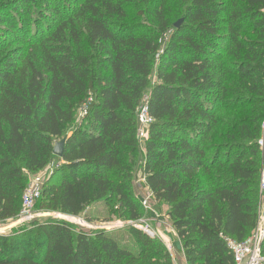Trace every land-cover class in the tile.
Instances as JSON below:
<instances>
[{"label": "trees", "instance_id": "16d2710c", "mask_svg": "<svg viewBox=\"0 0 264 264\" xmlns=\"http://www.w3.org/2000/svg\"><path fill=\"white\" fill-rule=\"evenodd\" d=\"M145 100L154 124L143 152ZM263 123L264 0H8L0 223L19 219L31 176L48 169L41 209H110L136 244L48 218L0 234V264H174L139 228V167L186 264H235L227 240L246 242L260 221Z\"/></svg>", "mask_w": 264, "mask_h": 264}, {"label": "rangeland", "instance_id": "374dc122", "mask_svg": "<svg viewBox=\"0 0 264 264\" xmlns=\"http://www.w3.org/2000/svg\"><path fill=\"white\" fill-rule=\"evenodd\" d=\"M7 1L8 0H0V5L4 4ZM36 8L37 6H33V10H35ZM15 17L22 20L26 19L27 15L25 14V9L23 8V10L16 12ZM7 40H10V37H8ZM18 41H20L19 44L26 42L24 40V37L22 36L18 38ZM48 174H49L48 169H46L40 173L32 175L30 178V182L31 180H35L38 178L42 179L44 182L45 179L48 177ZM141 178H142V169L139 167L136 170V174H135L134 191L136 196L139 198V200L143 202V198L147 195V193L143 191L142 188H140L142 185L141 183H139ZM39 204L35 208L34 219L29 220L28 223H31L33 221H43L48 218H56L59 220H65L73 224H76L90 233L96 231H106L108 233H113L117 236V239L119 240V243L121 245H128L132 247L135 246L136 244L135 240H133V238H131L128 232L126 231L128 223H125L120 219H118L117 217L113 216L112 211L110 209L100 208V206H95L94 208H89L82 215L78 217H73L59 212H51L48 211L47 209L43 210L39 207ZM148 205L150 206V210L146 209L148 214L143 219L142 226H140L139 228L144 230L145 232L151 231L155 233L157 235L156 237H158L162 241H164V239L166 240V242L173 241L174 237L172 238V236H174V230L171 226L170 221L168 220V218H166L167 208H164V206L162 205L155 204V202L152 199L151 201H148ZM151 209H153V211L155 210V213L158 215V217L155 214H153ZM16 222L19 221L0 223V233L10 234L13 231H17L18 229H20L21 225L18 223L16 224ZM81 223L83 225H81ZM158 232H160L159 234L160 236L158 235ZM181 255L182 258H184L183 256L184 253H181Z\"/></svg>", "mask_w": 264, "mask_h": 264}, {"label": "built area", "instance_id": "2783aa9c", "mask_svg": "<svg viewBox=\"0 0 264 264\" xmlns=\"http://www.w3.org/2000/svg\"><path fill=\"white\" fill-rule=\"evenodd\" d=\"M154 124V119L150 115L148 103L145 100L141 105L138 111V140L142 144V151H145L144 145L149 137V130L151 126ZM263 134L261 139L258 141V146L262 152V170L260 174V197H261V206H260V221L255 234L246 242L237 243L233 240H227V246L229 250L232 252L235 264H264V255L261 251V242L264 236V123H263ZM139 183L144 184L145 179L142 177ZM43 180L35 179L31 180L28 187L24 191L23 199H22V211L19 216V219L16 224H25L28 223L29 220L34 219V212L36 205L41 198V193L43 189ZM149 192V191H148ZM153 200V196L151 193H147V195L143 198L142 204L145 209L150 210V206L148 205V201ZM15 224V225H16ZM81 225H83L81 223ZM151 236H157L155 233L149 231ZM1 234V233H0ZM166 247L169 253L172 256L174 264H183L180 261L177 250L174 247L173 243L165 240Z\"/></svg>", "mask_w": 264, "mask_h": 264}, {"label": "crops", "instance_id": "0c3cea01", "mask_svg": "<svg viewBox=\"0 0 264 264\" xmlns=\"http://www.w3.org/2000/svg\"><path fill=\"white\" fill-rule=\"evenodd\" d=\"M140 188H142V190L145 191L146 193H149V192H148V189H147L146 187H144L143 184L141 185ZM155 204H156V203H155ZM157 205H158V204H157ZM164 208H165V207H164ZM151 211L153 212V214H155V215L158 217V215L155 213V210L153 211V209H151ZM166 211H167V209H166ZM166 218H168V217H167V213H166ZM168 220H169V218H168ZM159 234H160V232H158V235H159ZM159 236H160V235H159ZM173 237H174V238H173ZM172 238H173V241H171V242L173 243L174 247H175L176 250H177V255H178L180 261H182L183 264H186L185 257L182 258V255H181V253H183V251H182V246H181L180 241H179V239H178V237H177V234H176L175 232H174V236H172ZM163 239H164V238H163ZM163 242H165V239H164ZM183 256H184V255H183Z\"/></svg>", "mask_w": 264, "mask_h": 264}, {"label": "water", "instance_id": "95a60500", "mask_svg": "<svg viewBox=\"0 0 264 264\" xmlns=\"http://www.w3.org/2000/svg\"><path fill=\"white\" fill-rule=\"evenodd\" d=\"M182 22H183V20L178 21L175 24V28L178 29L181 26ZM66 143H67V139H65V140H63V141H61V142H59V143L56 144V146L54 148V155L56 157L62 158L64 156V151H65V145H66ZM147 233L150 234L149 231Z\"/></svg>", "mask_w": 264, "mask_h": 264}]
</instances>
